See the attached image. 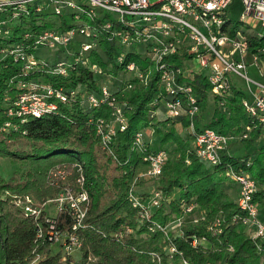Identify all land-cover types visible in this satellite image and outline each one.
I'll list each match as a JSON object with an SVG mask.
<instances>
[{"label": "trees", "instance_id": "obj_1", "mask_svg": "<svg viewBox=\"0 0 264 264\" xmlns=\"http://www.w3.org/2000/svg\"><path fill=\"white\" fill-rule=\"evenodd\" d=\"M27 8V14L15 17L0 11V162L10 167L6 175L0 173V264H264V239L250 236L236 202L239 185L228 175L242 172L254 181L259 216L264 209V122L243 107L246 93L232 83L227 94L215 95L204 72L184 54L169 55L165 62L181 68L177 81L190 88L197 109L190 115L186 96L179 95L180 112L168 117L162 101L172 98L146 58L145 44L127 47L101 27L106 19L113 29L124 30L114 17L98 13L91 21L96 27L92 37L76 36L66 46L50 49L43 60L36 52L45 47L33 46L37 34L64 32L77 22L66 8L55 14L48 1ZM238 29L245 33L239 20L227 16L221 30L233 34ZM247 40L248 57L264 59V35L247 34ZM82 42L92 46L78 61ZM15 47L18 52L11 53ZM122 54L123 62H118ZM27 56L40 63L25 69ZM62 60L72 64L66 76L50 73ZM130 62L148 74L146 82L126 69ZM92 64L102 73L91 71ZM30 84L76 93L66 103L49 98L57 109L40 117L9 114ZM101 86L120 105L126 122L124 130L116 128L108 149L101 147L97 123H109L112 108L91 106L83 97L98 96ZM207 128L240 137L220 152L216 164L200 158L193 146ZM137 132L143 136L141 149L133 147ZM160 149L167 153L161 173L139 177L149 169L143 156ZM60 167L71 173L63 180L51 177ZM79 173L88 203L83 222L73 230L66 205L53 215L47 205L68 188L78 191ZM145 182L150 183L147 189ZM131 188L144 204L158 193V207L149 209L148 219L128 200ZM25 196L37 216L13 204ZM188 203L195 206L191 212L184 209Z\"/></svg>", "mask_w": 264, "mask_h": 264}, {"label": "built area", "instance_id": "obj_2", "mask_svg": "<svg viewBox=\"0 0 264 264\" xmlns=\"http://www.w3.org/2000/svg\"><path fill=\"white\" fill-rule=\"evenodd\" d=\"M40 0H0V11L9 10L11 16L15 17L28 13V6ZM54 7V13L60 14L66 8L73 14V19L77 22L74 28L64 32L43 31L34 39L33 46H43L48 49L66 46L74 37H92L96 27L92 22L98 13H108L124 26V30L112 28L108 20L102 22L101 27L109 32V36L118 39L125 46L132 44H145L146 58L153 63V69L159 75L165 93L172 98L162 101L166 116L176 117L180 112L181 100L179 95L186 96L188 113L192 115L197 107L195 99L189 95L190 88L183 86L177 81L181 73L178 66H170L165 62V57L173 54H184L188 63L194 68L204 72L211 85V91L215 95L223 96L228 93L232 84L231 76L241 78L245 84L248 96L242 100L245 110L258 117L264 122V82L252 79L247 76L246 55L248 51L247 34H255L258 37L264 35V0H239L241 5L239 21L245 33L238 29L233 34L224 33L221 28L227 17V9L233 0H156L150 3L149 0H44ZM39 6L35 10H39ZM85 18V19H83ZM249 22H257L259 29H252ZM243 23V24H242ZM1 32V29H0ZM88 42H82L79 46L77 60L82 61L83 52L91 48ZM224 47H227L226 49ZM264 50V48H263ZM11 53H17L15 47ZM253 62L258 58L251 55ZM21 58H23L21 56ZM124 54L117 57L118 62H123ZM40 61L33 56H27L25 69H32ZM77 63V62H76ZM72 64L65 61H58L50 73L66 76L68 67ZM91 71L101 74V70L94 64L90 66ZM126 69L133 72L141 81L146 82L148 74L137 70L134 63L126 64ZM71 90L68 94L61 89H54L48 85L30 84L28 90L21 93L14 101V107L8 110L9 114L17 116L40 117L56 111L55 101L66 103L75 95ZM55 98L50 101L49 98ZM86 102L91 106L106 103L112 108V120L105 123L100 120L97 123V132L101 135V147L108 149L112 136L116 128L124 130L125 119L122 116L120 105L115 104V98L110 96V92L105 86H101L98 96L86 95ZM249 129V128H247ZM143 136L137 132L133 139L134 149H141L143 146ZM240 137L234 135H223L212 129H204L198 133L194 139L193 146L196 154L212 164L220 161V152L230 143L236 142ZM241 138H246L243 134ZM143 160L149 164V169L141 173V178L156 177L161 173V169L167 160V153L164 150H157L155 153L146 154ZM62 169L51 171V177H62ZM228 175L239 185L237 205L245 214L243 223L248 227L250 236L254 239H264V225L258 219V204L253 200L256 191L254 181L245 173L229 172ZM80 189L74 192L66 189L54 200L57 208L66 205L73 218L72 229L75 230L83 222L88 203L87 192L82 187L83 176L77 179ZM158 193H154V198L146 204L142 203L133 193L131 188L128 192V200L133 207H137L140 216L148 219L150 208L158 207ZM22 203V210L29 215L37 216L39 211L30 207V199L26 196ZM193 203L185 205L186 212L194 209ZM196 221V218L194 219ZM181 220L177 219L175 224L180 225ZM215 226L219 225L216 221ZM73 241V238H72ZM74 243V241H73ZM196 244V240H193ZM175 252L173 246L169 248V253ZM182 264H191L186 260Z\"/></svg>", "mask_w": 264, "mask_h": 264}, {"label": "rangeland", "instance_id": "obj_3", "mask_svg": "<svg viewBox=\"0 0 264 264\" xmlns=\"http://www.w3.org/2000/svg\"><path fill=\"white\" fill-rule=\"evenodd\" d=\"M155 1L156 0H149L150 3H153ZM240 7H241V5H240L239 0H233L232 4L227 9V16L232 20H239V15H240V10H241ZM110 16H112V15H110ZM249 23L251 24L250 26L252 29H259V24L257 22H249ZM224 48L226 49L227 47H224ZM51 52H52V50H50V49L41 48V49L37 50L36 54L41 59L44 60V58H46V56L50 55ZM245 60L247 63V68H246L247 76L252 78V79L259 80V81L264 80V78L262 77V72H264V59H258L255 63V62H253L252 57L250 55L248 57V54H247ZM231 79L233 81L232 83H235L244 92L247 91L246 84L241 78L233 75V76H231ZM146 132L148 133L150 131H148V129H147ZM146 135H147V137H150V134H146ZM99 138H100V144H101V135L100 134H99ZM262 139H264V136L262 137ZM102 149H104V148H102ZM9 169H10V167L8 166V164H6L5 162H0V173L6 175ZM60 169H62L61 170L62 171V177H56V178H59L60 180H63V178L65 176H67L71 173V171L66 172L65 169H63L61 167H60ZM66 173H67V175H66ZM80 176H81V173H79V176L77 179H79ZM77 179H76V181H77ZM149 184H150L149 182H145V185H144L145 188H143V189L149 188V186H150ZM23 199H19V200H23ZM17 200L18 199H15L13 204L16 207H20L22 209L23 204ZM49 203H52V205H47V210H48V213L50 215H53L57 209V206L55 205V202H48V204ZM258 218L261 221H264V209L260 211Z\"/></svg>", "mask_w": 264, "mask_h": 264}, {"label": "crops", "instance_id": "obj_4", "mask_svg": "<svg viewBox=\"0 0 264 264\" xmlns=\"http://www.w3.org/2000/svg\"><path fill=\"white\" fill-rule=\"evenodd\" d=\"M262 77L264 78V72H262ZM262 82H264V80H261Z\"/></svg>", "mask_w": 264, "mask_h": 264}]
</instances>
